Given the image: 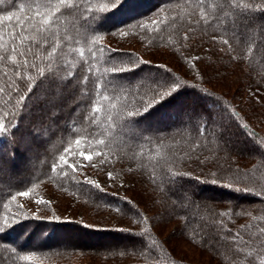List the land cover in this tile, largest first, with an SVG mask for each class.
Wrapping results in <instances>:
<instances>
[{"label":"trees","instance_id":"obj_1","mask_svg":"<svg viewBox=\"0 0 264 264\" xmlns=\"http://www.w3.org/2000/svg\"><path fill=\"white\" fill-rule=\"evenodd\" d=\"M73 3L54 25L57 39L33 49L46 56L59 44L51 60L37 61L45 69L51 64L54 79L23 80L18 92L0 94V117L7 113L4 123L15 128L12 137L0 136V227L8 221L0 231V264H200L175 254L167 241L170 230H164L172 223L175 237L212 264H260L264 0H242L252 10L227 20L225 14L235 12L231 5L220 9L217 0H207L204 11L210 22L201 19L198 0H123L107 12L101 9H112L110 0ZM26 4L0 0V33L8 34L6 41L19 30L17 18L33 14L22 10ZM8 15L11 23L3 21ZM81 48L90 50L84 58ZM33 59L29 56L30 63ZM118 68L133 70L107 71ZM106 72L119 87L106 93L111 99L101 105L95 84ZM26 75L37 73L30 69ZM13 81V66L0 63V86ZM150 82L167 84L153 92ZM61 84L67 87L60 101L69 102L57 108L58 122L50 127L38 114L46 112ZM172 88L176 91L171 96L144 112ZM94 106L101 107L95 117ZM129 111L141 114L128 118ZM93 120L99 121L95 127ZM100 139L105 144L95 147ZM69 147L74 157L70 164H86L81 151L105 155L93 160L95 166L73 171L60 167ZM29 160L31 165L20 166ZM55 195L73 200L64 208L80 205L96 217L94 222L106 216L111 223L98 226L75 212H61L53 205ZM23 198L46 203H38L32 212ZM233 236L239 240L234 242ZM26 256L31 259H22Z\"/></svg>","mask_w":264,"mask_h":264},{"label":"snow or ice","instance_id":"obj_2","mask_svg":"<svg viewBox=\"0 0 264 264\" xmlns=\"http://www.w3.org/2000/svg\"><path fill=\"white\" fill-rule=\"evenodd\" d=\"M112 3V9L104 8L101 9V11H111L117 7H119L122 3L123 0H110ZM198 3L201 6V19L204 21H209L208 19V13L204 11L205 6L207 5V0H198ZM230 4L232 9L235 10L233 13H227L225 14L224 19H232L236 13H239L241 15L245 14L248 11H251V6L242 3V0H217V7L220 9H223L225 4ZM75 7L73 0H27V4L25 5V8L22 9L23 11H31L33 14L31 16H25L24 18H17L16 23L19 25V30L18 31H13L11 37L9 40H5L4 37L7 36V33H0V63H3L4 61H7L10 65L13 66L15 70V81L6 83L3 86H0V94L4 93L5 90L12 92L13 94L19 91V84L23 80H28L32 81L33 83L39 79V78H44V79H54L52 77L51 71H52V66L51 64L48 65L47 69L39 67L37 65L38 60H51L53 56H56L57 54V49L59 47V44L57 43V47H53L51 52H49L46 56H40L37 55L35 52H33V49L36 47H40L41 49L45 48L46 46L49 45L50 42L54 41L57 39L56 37V31L54 29V25H57L58 23V18L59 16L63 13L65 9H71ZM42 9V10H41ZM216 9L213 8V11ZM261 10H264V5L261 6ZM13 20V17L11 15L3 17V21L11 23ZM31 22V28L26 27V25ZM234 22V21H233ZM153 23H157L156 21H153ZM143 27V25H141ZM15 28V25H14ZM32 31L35 33L34 36H28L27 32ZM24 35H21V34ZM122 35H127V33H122ZM43 41V43H41ZM27 43L28 47H25V44ZM95 43V41H93ZM224 44H228L229 41L227 39L223 40ZM23 49V50H21ZM90 51L88 49H83L81 48L79 50V56L81 58H84L86 56V53ZM29 56L34 57V59L29 62ZM19 58H23L22 61ZM57 59H60L57 57ZM91 59L95 60L96 55L95 52L91 53ZM86 63H90L89 61H86ZM21 66L23 68V71L21 70ZM35 70L37 73L36 77H32L31 75H26V73L29 72V70ZM133 69L130 68H118V69H111L107 71H111L114 74H119L123 73L125 71H132ZM88 75L91 76L93 75V69L89 67L87 69ZM7 75V73H5ZM71 75V73H69ZM33 83L28 84V88L31 91L33 87ZM154 85L152 88L153 92H156L157 89L161 87H165L167 82L164 84H161L159 82H150ZM67 87V84H61V94H63V88ZM119 87L118 85L112 84L108 79H107V72L105 74H102V76L99 78V82L95 84V94L97 96V103L103 105L104 101H109L111 97L106 94L108 92H115L116 88ZM176 91V88H172L171 91L165 93L164 95H160L159 99H154L152 103L148 104V106L144 109V112H147L149 109L154 107L155 104L160 103L161 100L166 99L168 96H171L172 93ZM91 95V93H89ZM25 97H21V100H24ZM143 102V101H142ZM116 105L113 104L112 108H115ZM101 112V107H93L91 111V115L95 117ZM141 113H135L132 111L127 112V117L132 118L136 115H140ZM8 114L5 113L3 117H0V136H7V137H12L15 132V128L9 129L7 127V124L4 123V120L7 119ZM109 120L112 119L111 116L108 117ZM88 119V118H86ZM206 121V118H205ZM93 127H95L99 121L93 120ZM18 127V125H17ZM206 130V129H203ZM37 135L40 133L37 132ZM91 136L99 135V133H90ZM222 135V133H221ZM104 139H100L97 141L95 144V147H99L100 145L105 144ZM13 143L15 141L13 140ZM77 144L81 143L80 140L76 141ZM84 143L87 145L88 140L87 138L84 140ZM72 152L71 147L65 149V154L64 156H61L60 159L64 161L63 165H60V167L67 166L73 169L75 171L78 168L85 167V166H95L93 164V160L97 157L104 156L105 153L96 151L93 154L85 155L83 151L80 152V157L82 158L83 161L86 162V164H81V163H76V164H70L69 160L74 159V157L69 156V153ZM141 155H143V152H141ZM13 158H15V151L12 153ZM67 157V159H66ZM110 160H102L101 163H108ZM57 165L53 164V171L57 170ZM111 176V173L109 174ZM173 175H177L173 173ZM87 183L93 184L91 180H88ZM215 183V181H213ZM96 188H100L99 184L94 185ZM238 191L240 189H237ZM20 196H28V192H20L18 193ZM257 195H264V193H257ZM15 199V197H13ZM37 203H46V201H37ZM223 215V214H221ZM8 226V221L7 219L5 220V224L3 227H0V231H3L5 227ZM242 228L245 226H241ZM239 240L238 236H233V241L236 242ZM24 260H30L31 257H22ZM260 264H264V261H261Z\"/></svg>","mask_w":264,"mask_h":264},{"label":"rangeland","instance_id":"obj_3","mask_svg":"<svg viewBox=\"0 0 264 264\" xmlns=\"http://www.w3.org/2000/svg\"><path fill=\"white\" fill-rule=\"evenodd\" d=\"M64 94H65L64 91H63V94H61V89H60V91L54 93L53 94V100H51L49 102V104L46 105V107H47L46 112L40 111L39 114H38L39 115V119L42 118L43 120H45V122H47V124H49L50 127L55 126L57 124V122H58L54 118L55 115L58 112L57 108H61L62 106H64L62 104L69 102L68 100L67 101L65 100L66 102H64V99H63V103H62V101H60L61 98L64 96ZM62 109H63V107H62ZM33 148L34 147L30 148V150L33 149ZM31 164H32V160H29V161L22 162L20 164V166L24 168V167H26L28 165H31ZM55 197L58 199V201H57V199H56L57 203H55V201H52L53 205H54L55 208L59 207V210L61 212H64V211H66L67 213L75 212L76 216H78V217L82 216L81 218H84V220H88L89 222L93 221L91 223L94 224V225H98V226L99 225H108V223H111V220H108V218H106V216L105 217H100L98 220H96V221H99V222H94V219L96 217L95 216L92 217V215H90L88 213L87 209L81 207L80 205H77V207L74 208V209L70 208L72 205L70 207L64 208V206H68V202H70V201L73 202V200H68L64 196L55 195ZM40 200H42V199H40ZM40 200H38V198H32V199L23 198L22 202H24L25 204L27 203L28 209L32 210V212H35L36 210L39 209L37 201H40ZM46 200H47V202H50L49 201V197L46 198ZM61 205H63V207H61ZM174 225H175V223L169 224V225H167L165 227L164 230H165L166 234L170 230L171 235H169L170 237L168 238L167 241H168V243L169 242L171 243L172 247H174L175 254L179 258H185L187 260L194 261V262H197V263H200V264H212V262H210L206 257L202 256L200 254V252L197 249H195L193 246H191L189 243H187L186 241H183L180 238H176L175 237L176 234L172 233L174 231V229H175ZM64 236H66V235H60L61 241L62 240L65 241V242L68 241V240H66V237L62 239V237H64ZM75 236H73V234H71V237L77 239V237H75ZM78 237H80V236H78ZM34 238L36 240L37 237H34ZM67 238L70 239L69 237H67ZM73 238H72V240H74ZM79 241L83 242V240L81 238H79ZM74 259L77 262H83V260H85V259H78V258H74Z\"/></svg>","mask_w":264,"mask_h":264}]
</instances>
